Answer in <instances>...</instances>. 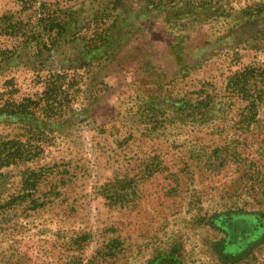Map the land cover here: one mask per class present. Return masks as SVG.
Listing matches in <instances>:
<instances>
[{
    "label": "rangeland",
    "instance_id": "1",
    "mask_svg": "<svg viewBox=\"0 0 264 264\" xmlns=\"http://www.w3.org/2000/svg\"><path fill=\"white\" fill-rule=\"evenodd\" d=\"M0 264H264V0H0Z\"/></svg>",
    "mask_w": 264,
    "mask_h": 264
},
{
    "label": "trees",
    "instance_id": "2",
    "mask_svg": "<svg viewBox=\"0 0 264 264\" xmlns=\"http://www.w3.org/2000/svg\"><path fill=\"white\" fill-rule=\"evenodd\" d=\"M235 85V84H234ZM237 85H235L234 87H236ZM238 88V90H241V92H243V87L242 86H239V87H237Z\"/></svg>",
    "mask_w": 264,
    "mask_h": 264
}]
</instances>
